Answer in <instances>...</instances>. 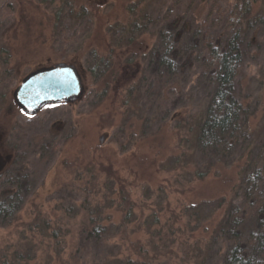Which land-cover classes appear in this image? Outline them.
<instances>
[{
    "label": "rangeland",
    "instance_id": "1",
    "mask_svg": "<svg viewBox=\"0 0 264 264\" xmlns=\"http://www.w3.org/2000/svg\"><path fill=\"white\" fill-rule=\"evenodd\" d=\"M142 1L71 0L68 6L64 0H0V155L10 156L7 167L21 160L33 180L23 207L0 223V264H118L127 256L146 264L135 251L138 241L150 264H199L219 250L213 231L224 213L222 202L233 199L239 164L213 168L198 179L196 171L206 165L196 155L194 123L203 96L188 92L176 104L172 97L151 102L140 95L139 104H124L126 89L106 91L100 86L104 78L97 86L86 65L91 51L107 56L112 28ZM192 1L205 6L213 0ZM66 6V13L75 11L76 32L57 31L56 13ZM81 8L86 22L79 19ZM257 9L264 14V0ZM141 39L148 49L153 44L149 36ZM248 43L235 90L252 115L250 130L258 132L264 125V25ZM61 63L78 72L82 96L36 115L23 113L14 95L23 78ZM120 182L135 203L126 232L118 208ZM90 211L109 239L108 247L87 253L80 240ZM44 221L59 229L58 252L52 230L46 235L37 227Z\"/></svg>",
    "mask_w": 264,
    "mask_h": 264
},
{
    "label": "trees",
    "instance_id": "2",
    "mask_svg": "<svg viewBox=\"0 0 264 264\" xmlns=\"http://www.w3.org/2000/svg\"><path fill=\"white\" fill-rule=\"evenodd\" d=\"M189 4L143 0L130 6L128 20L112 28L111 49H105L107 56L91 51L86 65L97 86L98 79L104 78L100 86L106 91L110 86L126 89L124 104H139L140 95L151 102L172 97L176 104L188 92L203 96L204 106L194 123L196 155L200 166L206 165L205 170L196 171L198 179L210 175L213 168L239 164V181L233 187V199L228 204L222 202L224 213L213 231L212 239L219 250L197 262L264 264V123L258 132L250 130L252 115L235 90L244 68L248 39L264 25V14L257 9L258 0H213L205 6L191 0ZM145 36L153 38L149 49L141 39ZM182 83L189 84V90L179 88ZM190 116L186 111L185 118ZM21 163L12 160L0 173V223L10 222L30 192L32 175ZM106 169L115 176L111 167ZM120 183L118 208L126 232L134 217L135 203L126 185ZM96 211L100 213L102 209ZM95 212L87 214L88 222L81 234L80 246L87 253L92 248L108 247L106 229L94 219ZM37 227L46 235L52 230L49 237H53L58 252L59 229L53 230L45 221ZM135 245L137 254L150 264L143 244L138 241ZM116 262L136 264L131 256Z\"/></svg>",
    "mask_w": 264,
    "mask_h": 264
},
{
    "label": "water",
    "instance_id": "3",
    "mask_svg": "<svg viewBox=\"0 0 264 264\" xmlns=\"http://www.w3.org/2000/svg\"><path fill=\"white\" fill-rule=\"evenodd\" d=\"M80 86L81 82L76 69L72 65L61 64L56 68L41 70L34 77L27 78L24 88L21 87L19 93H15V101L24 110H26L25 107H29L36 112L37 109L46 105L77 100L83 94ZM34 113L31 112V114ZM8 160L10 156L3 160L0 155V173L7 167Z\"/></svg>",
    "mask_w": 264,
    "mask_h": 264
},
{
    "label": "flooded vegetation",
    "instance_id": "4",
    "mask_svg": "<svg viewBox=\"0 0 264 264\" xmlns=\"http://www.w3.org/2000/svg\"><path fill=\"white\" fill-rule=\"evenodd\" d=\"M52 2H54L55 0H51ZM65 2L64 3H66L65 5H68V6H71V0H64ZM64 11H67V6L63 9ZM69 13H65V14H58V13H56L57 14V17H56V22H57V31H59L60 33H63V32H65V30H72L75 26H76V24L75 23H77V18H76V15H75V11H73L72 9L71 10H69L68 11ZM85 11H84V9H82L81 8V10H80V13H79V19H83V20H85V22L87 21V16H86V14L84 13ZM65 22H67V23H65ZM76 28H74V32H76ZM86 33V32H85ZM84 35V34H83ZM61 64H64V63H61ZM61 64H58V65H56V66H54V67H48V68H44L45 70L46 69H52V68H56L57 66H59V65H61ZM44 69H41V70H44ZM41 70H39V71H36V72H32V73H30L28 76H26L25 78H23V81H22V83H21V85L18 87V89H16V92H18L19 93V89L21 88V87H23L24 88V83H25V81L27 80V78H30V77H34V75L35 74H37V73H39V72H41ZM80 82H81V80H80ZM82 86V85H81ZM80 86V87H81ZM15 92V93H16ZM21 92H23V91H21ZM15 93H14V95H15ZM17 99V98H16ZM19 102V101H18ZM57 104H51V105H46V106H43V107H41V108H39V109H37L38 111L40 110V109H42V108H45V107H48V106H56ZM20 107V106H19ZM20 109H21V111L23 112V113H26V114H31V112H35V111H33V109H31V108H29V107H25V109L26 110H24L22 107H20ZM38 111H36L34 114H31V115H36V113L38 112Z\"/></svg>",
    "mask_w": 264,
    "mask_h": 264
}]
</instances>
